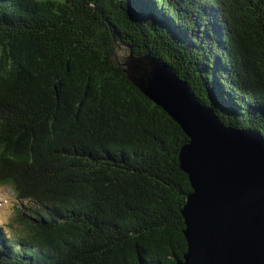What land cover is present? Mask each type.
<instances>
[{
    "label": "trees",
    "instance_id": "trees-1",
    "mask_svg": "<svg viewBox=\"0 0 264 264\" xmlns=\"http://www.w3.org/2000/svg\"><path fill=\"white\" fill-rule=\"evenodd\" d=\"M262 8L0 0V184L17 198L0 222V264H176L188 248L181 211L192 186L179 152L189 139L110 60L106 21L206 82L225 122L264 133Z\"/></svg>",
    "mask_w": 264,
    "mask_h": 264
},
{
    "label": "water",
    "instance_id": "water-1",
    "mask_svg": "<svg viewBox=\"0 0 264 264\" xmlns=\"http://www.w3.org/2000/svg\"><path fill=\"white\" fill-rule=\"evenodd\" d=\"M123 9L124 24L137 29L131 9ZM259 16L264 49V8ZM106 25L110 60L189 139L179 152L192 186L181 211L188 248L176 264H264V133L225 122L224 109L196 71L194 85L151 47L127 40L116 22Z\"/></svg>",
    "mask_w": 264,
    "mask_h": 264
},
{
    "label": "rangeland",
    "instance_id": "rangeland-1",
    "mask_svg": "<svg viewBox=\"0 0 264 264\" xmlns=\"http://www.w3.org/2000/svg\"><path fill=\"white\" fill-rule=\"evenodd\" d=\"M16 199L9 187L0 184V222L12 218L17 206Z\"/></svg>",
    "mask_w": 264,
    "mask_h": 264
}]
</instances>
